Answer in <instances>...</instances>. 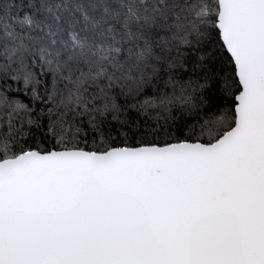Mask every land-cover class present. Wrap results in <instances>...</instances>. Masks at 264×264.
<instances>
[{
    "label": "snow or ice",
    "instance_id": "1",
    "mask_svg": "<svg viewBox=\"0 0 264 264\" xmlns=\"http://www.w3.org/2000/svg\"><path fill=\"white\" fill-rule=\"evenodd\" d=\"M0 264H264V0H0Z\"/></svg>",
    "mask_w": 264,
    "mask_h": 264
},
{
    "label": "trees",
    "instance_id": "2",
    "mask_svg": "<svg viewBox=\"0 0 264 264\" xmlns=\"http://www.w3.org/2000/svg\"><path fill=\"white\" fill-rule=\"evenodd\" d=\"M16 86L17 85L15 83L12 84V87H16ZM87 140H88V144L91 145L92 144V138L88 137Z\"/></svg>",
    "mask_w": 264,
    "mask_h": 264
}]
</instances>
